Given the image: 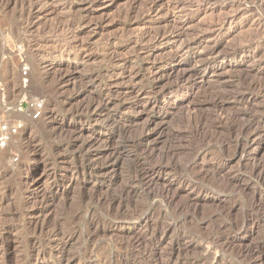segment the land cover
Here are the masks:
<instances>
[{
    "label": "rangeland",
    "instance_id": "1",
    "mask_svg": "<svg viewBox=\"0 0 264 264\" xmlns=\"http://www.w3.org/2000/svg\"><path fill=\"white\" fill-rule=\"evenodd\" d=\"M28 1L0 0V107L25 99L8 114L21 128L0 148V264H264V41L250 45L264 36V7L182 48L205 67L151 55L174 56L172 32L202 34L210 9L53 0L58 12L32 27ZM154 33L171 36L147 45ZM73 67L75 84L53 90ZM99 98L110 105L95 114Z\"/></svg>",
    "mask_w": 264,
    "mask_h": 264
},
{
    "label": "bare ground",
    "instance_id": "2",
    "mask_svg": "<svg viewBox=\"0 0 264 264\" xmlns=\"http://www.w3.org/2000/svg\"><path fill=\"white\" fill-rule=\"evenodd\" d=\"M7 1V0H6ZM53 0H29L27 3L23 4L22 6V11L21 13L24 11V19H26L25 21H28L29 23L27 25H32V27H34L35 25H37L39 22H42L40 21V19H42V17H46L47 15L49 14H52L54 11H56L57 9L54 7V8H51L49 7V5H51L53 2ZM5 2V1H4ZM9 2V1H8ZM52 2V3H51ZM154 2V1H153ZM10 3V2H9ZM251 3H255L257 5V7L259 6L261 9H263L264 7V0H193L191 2H188V3H185L184 0L183 2L182 1H178L176 2V5L177 7H181L183 9H187V8H192L191 10H195V11H205V10H209L210 9V14H211V20L209 22H207V24L205 25V31L202 32V34H196L195 36H193L191 39L187 38L186 35L188 34V32L185 31V29H183L185 27L186 24L190 23L191 21H185L184 24L182 25V29L183 30H179V31H173L172 34H173V37L175 38V41L176 42H180V48L177 49V51L174 53V56L172 57H169V58H158L157 55L155 53H152L151 55V58L153 59V61H156V60H160L162 62H164L165 64L167 63H170L171 61H182L184 60L185 58L187 59L188 58H192L194 59L197 64L200 63L201 65L207 67V65L210 63L209 59H205L203 58L204 55L203 53H191V54H187L188 52L185 51L186 49H182L183 47L185 48H189L191 47L193 44L195 43H199V42H202L204 40V38H209V37H214V38H219V37H222V35L224 34L225 30L228 29V28H231V26L233 25V23H235V20L240 16V15H248L249 12H253V11H256L255 9V6L253 7L251 5ZM2 5V3H1ZM155 5L157 7V2H154L152 6H150V10L151 9H155ZM167 5V4H166ZM173 5V4H172ZM182 9V10H183ZM231 9H234L236 11H238L237 14H232L231 13ZM233 10V11H234ZM185 11V10H184ZM203 11V12H204ZM58 11H56L57 13ZM188 12V11H187ZM217 12H220L219 14ZM215 13H217L216 15L218 17H215ZM23 14V13H22ZM89 16V15H88ZM21 17V15H20ZM56 18V17H55ZM58 18V17H57ZM64 19V18H63ZM82 21H83V18H81ZM23 20V19H22ZM17 21V20H16ZM21 21V20H20ZM74 21V20H73ZM88 21V20H86ZM90 21V20H89ZM49 22V21H48ZM65 22V21H64ZM85 22V21H84ZM20 23V22H19ZM18 21H17V24L19 25ZM75 23V22H74ZM91 23V21H90ZM16 24V23H15ZM16 24V25H17ZM24 25V23H21ZM76 24V23H75ZM22 25V26H23ZM44 25V24H43ZM72 25V23H71ZM97 25V24H96ZM100 25V24H99ZM58 26V25H57ZM68 26V25H67ZM160 26V25H159ZM189 26V25H188ZM228 26V27H227ZM18 27V26H16ZM26 27V26H24ZM70 27V26H69ZM23 28V27H22ZM45 28V27H44ZM68 28V27H67ZM57 29V28H56ZM66 29V27L64 28ZM27 30H30L29 29V26H27ZM177 30V29H176ZM203 30H204V27H203ZM61 31V30H60ZM66 31V30H65ZM170 32V31H169ZM168 33V32H167ZM259 33V32H258ZM149 34V33H148ZM152 34V33H151ZM155 34V33H154ZM164 35V36H163ZM170 35V34H169ZM168 34H159V33H156L154 36L152 37H149V41L147 42V45L149 44H152L156 41H159V40H163L165 39L166 37H169ZM261 36H259L258 38L256 39H252L251 41V44L250 45H253L255 44V42H263L264 41V36H262V34L260 33ZM66 36V35H65ZM146 36V35H145ZM144 36V37H145ZM150 36V35H149ZM160 36V37H158ZM163 36V37H162ZM171 36V35H170ZM258 36V35H257ZM255 36V37H257ZM148 37V36H147ZM158 37V38H157ZM165 37V38H164ZM187 38V39H186ZM69 39V38H68ZM169 40V39H168ZM171 40V39H170ZM191 40H193L191 42ZM65 42V41H64ZM145 43V42H144ZM214 43V42H213ZM74 45V43H72ZM57 45V44H56ZM68 45V44H67ZM145 45V44H144ZM70 46V44H69ZM257 46V45H255ZM31 48V46H28ZM179 47V46H178ZM209 47V46H208ZM258 47V46H257ZM256 47V48H257ZM207 48V47H206ZM29 49V48H28ZM32 50V49H30ZM59 50V49H58ZM221 48H219V46H210V49L208 50L209 51V54L210 55H214L215 56V53H220L221 51ZM151 52V51H150ZM223 52V51H222ZM226 54V53H225ZM115 55V54H114ZM188 55V56H187ZM255 55V54H254ZM112 56V55H111ZM113 57V56H112ZM41 61V60H40ZM44 62H39V64H43ZM37 64V65H39ZM71 65V64H70ZM74 66V65H73ZM39 67V66H37ZM46 67V68H45ZM45 74L43 76V78L47 79L49 78L51 75H52V72L55 68V64L54 63H48L45 65ZM57 68V67H56ZM77 67H73L72 68V71L69 73V74H59V78L57 80V83H56V87L53 89L55 90L56 92H59V93H64V91L66 90L67 87H69L71 84H75V74L74 72L77 71ZM40 70V68L38 69ZM69 70V69H68ZM161 70L159 69H156V70H152V72H154L155 76L153 77H156L158 79H160L159 77H161V73H160ZM185 71V70H184ZM55 72V70H54ZM183 74V73H182ZM186 74L187 72L183 75V79H185L186 77ZM190 76V75H189ZM188 76V77H189ZM91 77H94L91 75ZM55 78V76H54ZM182 78V77H181ZM191 78V77H190ZM95 79V78H94ZM93 79V81H94ZM157 79V80H158ZM162 79V78H161ZM180 79V78H179ZM92 80V79H91ZM55 81V80H54ZM250 81V80H249ZM44 82V81H43ZM82 82V81H81ZM157 83V82H156ZM256 85V84H254ZM264 85V84H263ZM263 85H260V86H263ZM256 87V86H255ZM264 87V86H263ZM259 88V87H258ZM261 88V87H260ZM253 89V88H252ZM68 90V89H67ZM134 90V88H130L128 89L127 91L129 92H132ZM259 91H262V90H259ZM264 91V90H263ZM51 93V92H50ZM66 93V91H65ZM81 93V92H80ZM114 93H116L117 95H119L121 93L120 90L118 89H109L108 90V93L107 95H113ZM90 94V93H89ZM53 95V94H52ZM65 95V94H64ZM91 95V94H90ZM57 97V96H56ZM115 97V96H114ZM109 98V97H108ZM122 98V96H121ZM100 99V98H99ZM120 99V98H119ZM80 100V99H79ZM109 100V99H108ZM57 101V99H56ZM90 101V100H89ZM89 101H88V104H89ZM95 101V100H94ZM92 103H90L88 105L89 109H91L93 106H94V110L93 112H95V114L102 108L103 109H106L109 107L110 105V101H107L105 100L104 101V98L100 99V100H97V104L95 105L93 100L90 101ZM119 102V101H118ZM71 103V102H70ZM62 105V103H61ZM87 105V104H86ZM66 106V105H65ZM87 108V107H86ZM109 109V108H108ZM88 110V109H87ZM86 110V111H87ZM92 111V110H91ZM107 111V110H106ZM45 112V111H44ZM101 113V112H100ZM52 114V112H51ZM54 115V114H53ZM110 115V114H109ZM55 116V115H54ZM52 117V116H50ZM48 118V117H47ZM110 119L111 117H105L104 120L102 121L103 124L104 121H106L107 119ZM49 120V119H48ZM112 120V119H111ZM52 121H56V119L53 117L51 118V122ZM95 121V120H94ZM155 122V121H154ZM247 122V121H246ZM250 122V121H249ZM53 124V123H52ZM150 124H152L150 122ZM249 124V123H248ZM252 124V123H251ZM148 124H146L147 126ZM55 127V126H54ZM63 127V126H62ZM149 127V126H148ZM244 127V126H243ZM58 128V127H57ZM61 128V127H60ZM67 128V127H66ZM59 129V128H58ZM63 129V128H62ZM78 129V128H77ZM145 129V128H144ZM143 129V130H144ZM150 129H151V126H150ZM238 129V128H237ZM250 129V128H249ZM252 129V128H251ZM56 130V129H55ZM246 130V129H245ZM62 131V130H61ZM60 131V132H61ZM74 131V129L72 130ZM71 131V132H72ZM76 131V130H75ZM74 131V132H75ZM145 131V130H144ZM239 131V130H238ZM259 131V130H258ZM58 132V131H57ZM78 132V131H77ZM123 132V131H122ZM149 132V131H148ZM243 132V131H242ZM241 132V133H242ZM81 133V132H80ZM145 133H147L145 131ZM253 133V132H252ZM260 133V132H259ZM78 134V133H77ZM144 134V133H143ZM237 134V133H236ZM246 134V133H245ZM251 134V133H250ZM244 135V134H243ZM249 135V134H248ZM247 135V136H248ZM259 135V134H258ZM261 135V133H260ZM76 136V135H75ZM79 136V135H78ZM81 136V135H80ZM237 136V135H236ZM241 136V135H240ZM249 137V136H248ZM256 137V136H255ZM74 138H79V137H74ZM147 138V137H146ZM254 138V137H253ZM81 139V138H80ZM247 139V138H246ZM82 140V139H81ZM238 140V139H237ZM241 140V139H240ZM248 140V139H247ZM245 141V140H243ZM83 142V141H82ZM31 143V142H30ZM29 143V144H30ZM246 143V142H245ZM239 145V143H237ZM32 145V143H31ZM242 145V144H241ZM28 146V145H27ZM30 146V145H29ZM238 147V146H237ZM143 148V147H142ZM196 153V152H195ZM198 154V153H197ZM196 155V154H195ZM118 156V155H117ZM194 166V165H193ZM193 168V167H192ZM195 168V167H194ZM192 171V170H191ZM259 178V177H258ZM256 179V178H255ZM254 179V180H255ZM257 180V179H256ZM255 180V181H256ZM260 180V178L258 179ZM33 181V180H32ZM262 181V180H261ZM253 182V181H252ZM258 182V181H257ZM38 184V183H36ZM255 184V183H254ZM32 198V197H31ZM34 198V197H33ZM29 201V200H28ZM27 201V202H28ZM33 201V199L31 200V202ZM30 202V201H29ZM35 206V204H33ZM41 206V205H40ZM26 208V207H25ZM19 211V209H18ZM25 211V210H24ZM23 212V211H22ZM1 216V215H0ZM1 224V223H0ZM41 227V226H40ZM53 231V230H52ZM51 231V232H52ZM45 232V231H44ZM58 237V236H57ZM3 240V238H2ZM1 241V240H0ZM4 241V240H3ZM2 242V241H1ZM1 245V244H0ZM2 246V245H1ZM0 246V247H1ZM5 247V246H4ZM2 248V247H1ZM46 248V247H45ZM4 249V248H2ZM41 249V248H40ZM40 251V250H39ZM51 251V250H50ZM2 256V255H1ZM3 260V259H2ZM36 264V263H35Z\"/></svg>",
    "mask_w": 264,
    "mask_h": 264
},
{
    "label": "built area",
    "instance_id": "3",
    "mask_svg": "<svg viewBox=\"0 0 264 264\" xmlns=\"http://www.w3.org/2000/svg\"><path fill=\"white\" fill-rule=\"evenodd\" d=\"M28 68L26 66L23 67V74L27 75ZM25 99H18L14 102H4L3 105L0 107V148L5 149L10 142L12 136L16 134L19 129L21 128L22 124L20 121L13 120L11 121L8 117L10 112L15 111H23L25 110L24 107ZM43 103L40 100H34L28 102V108L31 110L29 112V116L36 120L40 118L42 113ZM18 161L16 157L14 159Z\"/></svg>",
    "mask_w": 264,
    "mask_h": 264
}]
</instances>
